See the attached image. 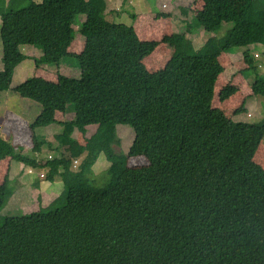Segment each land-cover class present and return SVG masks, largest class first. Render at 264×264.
Segmentation results:
<instances>
[{"label": "trees", "instance_id": "trees-1", "mask_svg": "<svg viewBox=\"0 0 264 264\" xmlns=\"http://www.w3.org/2000/svg\"><path fill=\"white\" fill-rule=\"evenodd\" d=\"M237 1V14L221 19L205 5L196 14L197 26L210 34L204 45L175 53L151 72L144 60L170 38L141 40L133 26L110 20L106 0H0V93L11 90L16 68L27 60L21 46L41 49L37 68L59 66L85 15L80 78L34 77L13 91L41 106L33 131L74 108V118L59 123V147L76 143L75 130L86 135L88 126L101 125L85 149L101 150L110 163L109 181L96 186L95 173L71 170L61 158L38 160L0 136V161L48 169L47 180L58 177L65 187L63 207L4 218L0 264H264V170L254 177L242 162L263 141L264 119L234 121L213 107L219 58L236 49H245L253 96L264 98V76L249 50L264 46V0ZM225 28L224 36H213ZM234 90L226 85L220 98ZM121 125L134 132L127 153ZM33 140L37 149L48 145ZM136 157L147 163L131 166ZM5 180L0 211L8 200Z\"/></svg>", "mask_w": 264, "mask_h": 264}, {"label": "rangeland", "instance_id": "rangeland-1", "mask_svg": "<svg viewBox=\"0 0 264 264\" xmlns=\"http://www.w3.org/2000/svg\"><path fill=\"white\" fill-rule=\"evenodd\" d=\"M40 3L42 0H35ZM90 0H86L88 3ZM107 1V16H109L114 22L124 23L128 26H133L140 39L143 41H156L162 42L166 37H169L170 40L161 43L153 54L147 57L144 60L146 68L151 71H158L164 68L166 62L169 58L177 52L184 51L188 49L190 51L197 50L204 45L210 34L206 33L203 28L197 26V17L196 14L200 11L205 5H210L217 15L218 19H221L225 16L234 17L237 14L238 1L237 0H106ZM22 5L17 6L20 8ZM85 21V15L80 17L79 23L74 26V29L78 31L77 36L74 42L70 46V54L64 57L61 61L60 71L59 66L50 65L51 73L53 77H57L58 73L71 77V78H80L81 70L79 68V62L77 54L82 52L84 47V37L83 33L80 32L83 28L82 23ZM0 29H1V20H0ZM226 28L221 30L218 35H213L217 37H222L226 34ZM175 35V36H173ZM31 45H23L24 53L31 54L32 49L29 48ZM26 47V48H25ZM36 47V46H33ZM37 48V47H36ZM40 50V48L38 47ZM251 52H254L252 47L249 48ZM261 51V49H257ZM244 48L236 49L233 52L223 53L219 61L223 67V73L219 76L216 84V95L213 100V107L217 109L224 110L228 115L233 117L234 121H242L247 123H259L264 119V98L261 96H253L251 89V82L254 78L252 71L244 70L247 67L244 60ZM41 53V52H39ZM3 47L0 36V71L3 70L2 63ZM43 55V54H42ZM253 56V53H251ZM39 57L41 55H35ZM258 56V55H256ZM259 64V62H257ZM256 63L259 72L264 76V69H262ZM26 70V75L21 77L19 74H16L14 80L12 81V87L17 84L23 83L29 78H34L37 76L38 71L35 65V59L32 61H27L24 63ZM58 67V68H56ZM57 71V72H56ZM57 75V76H56ZM228 84L235 86L234 93L227 98L222 100L220 98L219 92ZM6 93L0 94L2 99L0 100V124L2 129L0 130V136L2 137L5 132H10V140L13 142L19 143V140L24 136L25 130L20 126L19 118L22 114V107L17 101H12L10 104L11 113L10 116L7 115L8 119H1L4 116V112L9 110L4 108V95ZM18 99H21L19 95ZM16 96V97H17ZM38 105V104H37ZM237 111V114L235 113ZM240 111V112H238ZM235 113V114H234ZM129 131L128 133L125 131ZM118 135L121 140L122 150L129 151L133 140L134 132L131 127L121 125L118 128ZM80 141H82V136L78 134L77 136ZM28 140L29 137L27 136ZM56 140V139H55ZM97 141V140H96ZM57 141H55L56 143ZM31 143L34 146V140L31 138ZM58 143V142H57ZM83 143V142H82ZM46 148V147H44ZM61 148H63L61 146ZM76 152L72 153L73 156L78 158L79 166L74 165L76 169H71L74 171H82V165L90 158L92 162L93 170L96 174L95 185L103 186L109 181V177L106 174L107 167H103L95 161L93 155L89 154V151L83 146V150L80 148L75 149ZM32 156V153L26 152ZM105 160V157H102ZM66 160V159H65ZM65 161L67 164L71 165L74 162V158H70ZM10 160L5 159L1 163L0 167V180L5 177L8 173V166ZM76 162V161H75ZM243 164H245L248 172L254 177H260L264 170V138L260 143L259 148L254 156L247 157L244 156L242 159ZM108 165V162H106ZM147 163V160L144 157H136L130 160L131 166H143ZM11 172L13 178L6 177L5 180L8 183V200L5 206L0 211V224L3 222L4 218L7 216H21L29 214L32 212H37L41 210L40 202L37 196L34 197V194L28 199L20 200L16 195H12V192L18 193L21 195V192L28 191L31 187L29 186L30 178L34 175H24L19 178L16 173V163L13 162L11 165ZM47 176V173H46ZM45 180L44 185H49L50 181ZM0 182H3L1 180ZM20 182L26 184L25 187H20ZM36 182V184H35ZM32 185V184H30ZM33 185L42 186V181L34 180ZM52 190L59 192L60 190L65 189L63 183L55 181L50 183ZM18 189H21L20 191ZM18 190V191H17ZM43 190V189H42ZM16 191V192H15ZM37 193V192H36ZM22 196V195H21ZM61 194L57 193L56 199L60 197ZM65 205V198L58 200L49 211L56 210Z\"/></svg>", "mask_w": 264, "mask_h": 264}, {"label": "crops", "instance_id": "crops-1", "mask_svg": "<svg viewBox=\"0 0 264 264\" xmlns=\"http://www.w3.org/2000/svg\"><path fill=\"white\" fill-rule=\"evenodd\" d=\"M29 48L32 49V53L28 55V54L24 53L23 46L20 47L21 52L27 56V60L22 62L16 68L15 73H14V77L16 76V74H19L21 77L26 75L27 69L24 66L25 62L32 61L34 59H40V60L43 59V55H42L43 52L41 51V49L39 50L38 48L33 47V46H30ZM253 49H254V52H251V53H253L254 60L256 61V63L259 62V64L258 63L257 64L261 68L263 67L262 69H264V46L258 45L256 47H253ZM257 49H261V51H258ZM69 51H70V49H69ZM39 52H41V53H39ZM69 54H70V52H69ZM35 55H41V56L36 57ZM256 55H258V56H256ZM56 68H58V67H56ZM57 70L60 71V66H59V69H57ZM37 71H38V74L36 76L37 78H40V79H43V80H46L49 82H53V83L57 81V77L52 76L50 65H44L40 68H37ZM14 77H13V80H14ZM18 85L19 84L12 87V89L9 91L0 93V94L6 93L4 95L3 104L5 105L4 108H6V109L9 108V110L4 112V116L1 119H8L7 115H9V117H11L10 113L12 110L10 108V104L12 101L19 102V104L22 107V109H21L22 114H20V116H23V117L19 118L18 120L20 121V126L25 130V134L21 138V140H19L18 144H17V142H13L12 140H10L11 133L9 131L5 132L2 137L5 140L12 143L16 147L17 150L22 151V153L30 152V153H32V157L37 158L38 160L47 161V160H50L53 158H61L64 160L66 159L67 161L69 160V162H70L71 161L70 158H74V162H73L72 166L69 164H68V166L71 169H74V168L76 169V167L74 165H75V161H77L78 167H80L78 158L73 156L72 153L76 152L75 149L78 150L80 148L81 150H83V146L85 145V139L91 140L95 135H97L101 131V125L88 126L86 128V130H87L86 135H83V133H81L80 131L75 130L72 137H73V139H75L76 143L74 145H68V146H64L63 148H61V147H59L57 142L55 143V141H56L55 137L58 134H60L62 132V129H63L59 123H64V122L72 120L75 116L74 108L72 106H68L67 109L63 112L57 111L55 113V118H56L57 123L52 124V125L47 126V127L37 128L35 131H33L31 129V123L40 114L41 106L37 105V103H35L31 100H28V99H23V98L18 99V96H17L18 94H16L13 91V89L15 87H17ZM1 99H2V97H0V100ZM1 129H2V126L0 124V130ZM125 131L127 133L129 132L127 130H125ZM78 134H80L82 136V141H80L79 138L77 137ZM34 135L38 136L41 139H45V141L48 143V145L46 144L45 146H42L39 149H37L31 143V138H33ZM27 136L29 137V140H28ZM118 137H119V135H118ZM44 147H46V148H44ZM121 148H122V146H121ZM122 149H124V148H122ZM123 151L126 153L128 152L127 150H123ZM89 154L90 155L94 154L93 158H95V161L98 162L99 165H101L103 167L105 166V167H107V169L109 168L110 163L106 160V158H105L106 161H103L104 159L102 157L104 156V154L101 152V150L93 149V150L89 151ZM3 161H5V160H3ZM3 161H0V167H2L1 163ZM13 162L16 163L17 167H16V173L15 174L17 176H19V178L23 177L24 175H28L27 170L29 169V167L25 166L22 163L10 160L9 166H8V173L1 180L4 181L6 177H9V178L12 177L13 178V175L11 172V168H12L11 165ZM106 162H108V165ZM63 169H64V166H62V168L60 170L63 171ZM81 170L85 171V172H90V171L94 172L90 158H88L87 161L82 165ZM46 173H48V169H34V174H30V175H34L32 178H30V181H29V186L31 188L28 189V191H23V193L20 191L21 189H18L21 192L22 196L19 195L16 191H15L16 193L12 192V195H16V197H18L20 200H24L26 198L29 199L31 197V195L34 194V197L37 196V198L40 202L41 210L49 211L48 209H51V207L54 206V204L57 203L58 200L65 198V189H63V192H62V190H60V188L58 190L59 192L51 189L52 186L50 185V183H54L55 181L59 182V180L61 183H63L62 180L58 177L55 179V181L50 182L49 185H44L43 182L45 180V177H41V174L46 176ZM34 180L42 181V186L40 187L39 185H33ZM30 184H32V185H30ZM35 184H36V182H35ZM25 186H26V184H23L22 182H20L19 188H22ZM57 193L61 194V196L56 199Z\"/></svg>", "mask_w": 264, "mask_h": 264}, {"label": "built area", "instance_id": "built-area-1", "mask_svg": "<svg viewBox=\"0 0 264 264\" xmlns=\"http://www.w3.org/2000/svg\"><path fill=\"white\" fill-rule=\"evenodd\" d=\"M77 164H78V162L76 161V162H75V165H77ZM28 172L32 174V173H34V170H33V169H29ZM41 177H45V175H42V174H41Z\"/></svg>", "mask_w": 264, "mask_h": 264}]
</instances>
